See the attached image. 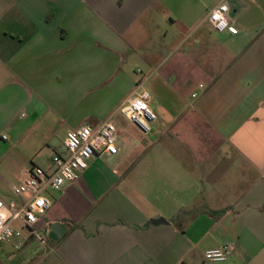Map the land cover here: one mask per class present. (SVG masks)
Here are the masks:
<instances>
[{"label": "crops", "instance_id": "obj_1", "mask_svg": "<svg viewBox=\"0 0 264 264\" xmlns=\"http://www.w3.org/2000/svg\"><path fill=\"white\" fill-rule=\"evenodd\" d=\"M221 3L234 31L208 20ZM145 51L164 86L176 78L175 108L165 93L151 100L166 141L114 122L118 154L91 158L52 190L54 223L44 221L67 229L58 264H264V0H0V150L25 143L26 165L45 145L52 159L58 134L116 118L140 82L121 72L112 95L99 90ZM136 150L146 157L131 158ZM9 196L0 200L23 203ZM225 245L228 261L205 259Z\"/></svg>", "mask_w": 264, "mask_h": 264}, {"label": "built area", "instance_id": "obj_2", "mask_svg": "<svg viewBox=\"0 0 264 264\" xmlns=\"http://www.w3.org/2000/svg\"><path fill=\"white\" fill-rule=\"evenodd\" d=\"M229 6L221 3L210 13L208 20L213 28L223 33L230 27L228 19ZM143 83L137 85L134 92L119 108V114L135 124L145 134L151 132V125L158 120V114L151 107L152 96L142 88ZM196 94H194V97ZM118 129L112 117L99 126L84 123L78 129L68 133L61 151L52 156V171H46L40 166H32L19 185L13 186V193L23 200L21 205L17 201L5 203L0 200V248L4 243L14 239L45 240L50 238L51 228L44 218L52 208L53 202L47 196L48 190H61L68 183L76 181L80 173L88 167L91 158L98 155H116ZM4 139H7L4 136ZM27 228L29 236H23L20 228ZM43 230L46 235H42ZM232 255L230 246H221L206 252L205 259L211 263H223Z\"/></svg>", "mask_w": 264, "mask_h": 264}, {"label": "rangeland", "instance_id": "obj_3", "mask_svg": "<svg viewBox=\"0 0 264 264\" xmlns=\"http://www.w3.org/2000/svg\"><path fill=\"white\" fill-rule=\"evenodd\" d=\"M167 28H169V26H167ZM197 30H199V28H197ZM190 32L192 34L196 33L194 28H192ZM178 38L179 34L178 37L174 39L170 38L169 40H167V46L169 47V49L176 46ZM191 41H193V38L190 40V42ZM145 52H141V54L136 55L132 54L126 59L124 57L120 67L121 71L119 70L116 75H112L110 77V79H112L111 82H109L110 84H105V87L103 89H100L99 92L102 93L105 91L106 94L112 95L115 90V87H112L113 83L117 78V75L123 72L129 75L137 83H143L142 88L149 91L152 97H154V99H156L157 101H160L158 100V97H160L162 93H165V105L170 108H175L177 106L176 92L174 91L176 78H170V81H167L168 83L164 86L161 80L162 67L159 66V64L152 67L148 66V62L145 60V57L148 58V51L146 52L147 55L144 54ZM136 88L137 85H134V87L129 92L128 97ZM112 121L119 123L121 125V128L125 132H133V137H137V133L141 134V131H139V129L132 123H129V121H127V119H125L121 114L117 115L116 118H114ZM150 125L151 132L144 136L147 140V144L148 141H150L151 143L165 142L167 137L163 135L165 126L164 121L159 118L157 122ZM172 134L175 135L174 132H171V135ZM56 137L60 141H63L62 143H64L66 140V135L64 134H58ZM130 137H132V135ZM216 143L220 144L221 142L216 141ZM8 145H11V151H9L6 156L2 157V155L7 150ZM13 145L14 143L12 141H5L4 145H2L1 147L2 151L0 150V193L6 194V196L15 195L13 193L12 187L13 185L18 184L21 172L26 167V165L30 166L34 164L40 167H45L46 165L50 164V157L53 153L52 148L45 145H40L35 149L36 151H33V153L36 154L35 158L32 160V162H28V164L25 165L23 160L21 159V154L25 152L23 150V146L25 147V143H22L18 146L16 145L15 147H13ZM131 155V158L146 157L145 155H142L139 150L134 151ZM8 182L10 184H8ZM51 194L52 190H48L47 196L49 198L51 197ZM46 220L50 224L54 223L51 213L48 212L46 214ZM20 229L23 233V236H27L29 234V230L27 228L21 227ZM46 234V231L43 230L42 235ZM21 241L22 240L14 239L11 242L4 243L1 246L0 264H58L54 250L56 248V244H58L59 241H54L48 236H45L44 241L31 238L27 241L29 243H26L24 245H21Z\"/></svg>", "mask_w": 264, "mask_h": 264}, {"label": "water", "instance_id": "obj_4", "mask_svg": "<svg viewBox=\"0 0 264 264\" xmlns=\"http://www.w3.org/2000/svg\"><path fill=\"white\" fill-rule=\"evenodd\" d=\"M163 223H168L164 218L158 219V220H152L151 222L147 223L146 226L148 225H159ZM67 232V229L64 227L63 224L61 223H55L52 226L50 237L54 241H58L61 237H63Z\"/></svg>", "mask_w": 264, "mask_h": 264}, {"label": "trees", "instance_id": "obj_5", "mask_svg": "<svg viewBox=\"0 0 264 264\" xmlns=\"http://www.w3.org/2000/svg\"><path fill=\"white\" fill-rule=\"evenodd\" d=\"M184 213H185L184 210L181 211V212L176 216V218H175L173 221H174V222H179L180 219H181V216H182ZM69 225H70L71 228H75V227H80V226H81V225L74 224V223H69ZM50 239H51V237H50ZM27 243H29V242H27Z\"/></svg>", "mask_w": 264, "mask_h": 264}]
</instances>
